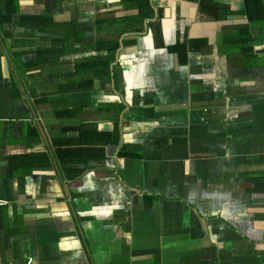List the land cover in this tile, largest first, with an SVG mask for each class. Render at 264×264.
Wrapping results in <instances>:
<instances>
[{
	"label": "crops",
	"instance_id": "1",
	"mask_svg": "<svg viewBox=\"0 0 264 264\" xmlns=\"http://www.w3.org/2000/svg\"><path fill=\"white\" fill-rule=\"evenodd\" d=\"M169 2L139 19L112 16L117 0H0V264H264V22L244 0ZM111 43L109 73L63 92ZM77 127L118 140L73 179L52 142ZM38 153L47 165L4 161Z\"/></svg>",
	"mask_w": 264,
	"mask_h": 264
},
{
	"label": "trees",
	"instance_id": "2",
	"mask_svg": "<svg viewBox=\"0 0 264 264\" xmlns=\"http://www.w3.org/2000/svg\"><path fill=\"white\" fill-rule=\"evenodd\" d=\"M245 2V13L250 19V23L258 24L260 22H264V0H244ZM135 3V2H134ZM134 7H138L139 10H143L142 16L143 18H147L148 12V3L144 0V4H134ZM146 7V9H145ZM141 19V16L139 17ZM42 21H35L34 26H37ZM127 25H130L128 23ZM246 31V29H243ZM260 31V30H259ZM239 40L240 46L245 49L243 55L246 56L252 53V49L249 47V44H252L251 38L248 41V33L244 32L241 35ZM262 43L260 40H255V45H259ZM203 45V44H201ZM101 49L107 50L108 53L103 55H98L95 58L89 61L80 63L76 66L75 73H68L65 77L66 82L64 85L63 92H72L73 84L72 80L75 76H82L83 74H87V72L94 73L95 77L104 78L109 73V65L113 61V55L117 49V44L111 43V45H101ZM175 50L180 51L183 56L185 55V44H177L174 47ZM249 50V51H248ZM48 56V52L45 50H37V60L35 62L30 63V65L39 66L44 64L48 60L46 59ZM86 82H80L81 88H87L88 86L85 85ZM59 115L64 117H71V111H63ZM78 135L76 137H69V138H60L54 139V151H55V159L58 161L59 165L64 169L65 173L71 176L73 179L77 178L78 176L82 175L86 168L89 167V164L93 161H102L103 158V146L106 145H114L118 140L117 132L112 131L110 133H98L94 132L89 134L87 129L84 127H77L75 128ZM29 134L28 138L31 141L37 140V134L34 129H29L27 131ZM120 156L122 157H131L136 158L137 156L133 153H129L126 151H121ZM4 161H8L9 164L14 163V161H18L17 164H11V172L21 169H33L38 166H43L48 164V157L45 153H38V154H21L17 156H7L4 158ZM41 161V162H40Z\"/></svg>",
	"mask_w": 264,
	"mask_h": 264
},
{
	"label": "flooded vegetation",
	"instance_id": "3",
	"mask_svg": "<svg viewBox=\"0 0 264 264\" xmlns=\"http://www.w3.org/2000/svg\"><path fill=\"white\" fill-rule=\"evenodd\" d=\"M147 1V3H151L153 0H146ZM156 1V0H155ZM165 1H170L169 3H172V2H174V0H165ZM182 1H184V0H182ZM135 2V3H134ZM117 3H118V5H117V8L116 9H114L113 11H111V12H109V13H111L112 14V16H116V15H119L118 17H120V14H123L124 12H126V7L128 6V5H130V6H132V5H134V4H139V5H142V4H144V0H117ZM197 3H198V5H199V7H202V5H204V0H197ZM167 5V6H166ZM172 4H167V2H165V8L166 9H170V6H171ZM165 8H163L162 10H158L157 11V13H153L151 10H148V12H147V15L149 16V17H154V16H157V18H163L164 17V15H165ZM145 9H146V7H145ZM229 9H230V7H229ZM147 10V9H146ZM171 10V9H170ZM201 12H202V9L200 8L199 9ZM144 11V9L143 10H139V8L137 7V9H136V11H135V13H136V16L139 18L140 16H142V12ZM232 11H234L235 12V10H232ZM231 12V11H230ZM108 13V14H109ZM201 14V13H200ZM199 14V15H200ZM105 15H107V13H105ZM129 16H133V14H129ZM25 70H27L26 68H25ZM41 81L39 80H36L33 84L35 85V87H36V90H41L40 88H38V87H44V85H41V83H40ZM42 91V90H41ZM43 92V91H42ZM28 94H30V93H28ZM32 96V94H30V96L29 97H31ZM50 95H45L44 96V94L42 95L41 94V96L40 97H31V99H32V101H31V105H33L34 106V103L35 102H37L38 100H40V102H42V105L43 106H45L46 105V103H47V101H46V98L47 97H49ZM90 99V98H89ZM89 99H87V100H85V101H83L84 103H85V106H84V108L82 109L81 108V110L83 111L84 109H85V111H87V112H92L94 109V107H92L91 106V99L89 100ZM49 102V101H48ZM49 105H50V102H49ZM87 105V106H86ZM54 144V140H53V142H52V145Z\"/></svg>",
	"mask_w": 264,
	"mask_h": 264
},
{
	"label": "water",
	"instance_id": "4",
	"mask_svg": "<svg viewBox=\"0 0 264 264\" xmlns=\"http://www.w3.org/2000/svg\"><path fill=\"white\" fill-rule=\"evenodd\" d=\"M122 45L121 44H119V49L117 50V52H116V57L118 56V54L119 53H121V51H122ZM256 48L257 49H262V50H264V44L263 45H258V46H256ZM115 64V63H114ZM26 72V70H24V72L23 73H25ZM1 164H3V165H6V162H3V163H1ZM118 180V179H117Z\"/></svg>",
	"mask_w": 264,
	"mask_h": 264
},
{
	"label": "built area",
	"instance_id": "5",
	"mask_svg": "<svg viewBox=\"0 0 264 264\" xmlns=\"http://www.w3.org/2000/svg\"><path fill=\"white\" fill-rule=\"evenodd\" d=\"M30 262H31V259L28 260V264H30Z\"/></svg>",
	"mask_w": 264,
	"mask_h": 264
}]
</instances>
